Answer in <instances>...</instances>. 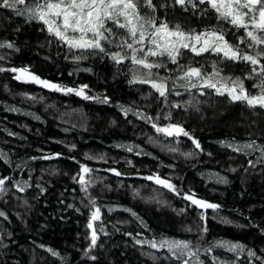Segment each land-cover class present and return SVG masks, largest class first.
<instances>
[{"label": "trees", "instance_id": "1", "mask_svg": "<svg viewBox=\"0 0 264 264\" xmlns=\"http://www.w3.org/2000/svg\"><path fill=\"white\" fill-rule=\"evenodd\" d=\"M153 2L157 16L172 24L197 30L217 24L214 13L202 17L185 13L179 6L159 7L169 0ZM42 27L0 9V41L14 42L19 49H0L5 56L0 66L28 68L66 87L87 85V95L108 102L85 100L22 83L11 72L0 73V152L7 153L6 159L0 158V178H7L3 186L7 191L0 193V212L4 213L0 216V264H177L165 259V251L136 243L160 236L191 241L201 249L217 241L245 246L239 258L220 247L201 251L199 259L204 264H213V257L261 264L250 259L247 251L264 258V162H258V151L234 152L222 142L254 139L264 145V110L230 103L227 96L214 94L196 95L189 106L192 97L183 89H179L183 95L168 99L184 107H166L147 85L129 83L126 65L87 54L75 62L73 54ZM234 31L230 29L226 36L233 43ZM215 59L207 54L195 58L207 71ZM220 67L224 75L243 77L248 71L243 62L225 61ZM160 73L167 74L164 69ZM254 82L245 80V87L255 92ZM123 108L132 111L125 113ZM169 111L171 121L164 120ZM135 113L160 115V120H154L160 126L179 122L201 148L196 149L187 137L157 134L151 122ZM44 156L52 158L41 159ZM81 164L92 171L81 173ZM78 174L92 181L87 193L77 182ZM153 174L170 181L180 195L145 179ZM25 182L23 192L14 186ZM187 193L220 207L200 209L182 198ZM88 198L101 209V220L94 226L104 228L98 233L97 247L89 253L97 257L95 261L84 255L90 244L87 223L93 210ZM48 248L60 257L51 256Z\"/></svg>", "mask_w": 264, "mask_h": 264}, {"label": "snow or ice", "instance_id": "2", "mask_svg": "<svg viewBox=\"0 0 264 264\" xmlns=\"http://www.w3.org/2000/svg\"><path fill=\"white\" fill-rule=\"evenodd\" d=\"M176 6L185 13L191 11L202 17H207L210 12L214 13L217 24L209 25L202 30L185 28L179 23L172 24L167 19L157 16L158 7L153 0H0V9L9 10L17 17H23L26 22L41 24L43 26L41 30L65 46L73 54L72 59L75 62L86 59L87 55H99L102 58L107 57L117 66L126 65L131 76L129 83L147 85L158 98H162L166 107H184L179 103H170L168 99L169 96L183 95L179 90L183 89L192 97L187 102L189 106H193L196 95L214 94L227 96L230 103L239 102L249 109L264 110V0H169V3L161 4L159 7ZM224 25L229 27L226 28ZM230 29H235L232 33L235 43L226 39ZM0 49L19 51L14 42L7 41H0ZM77 52L79 55L75 54ZM186 54H189L187 58ZM206 54L216 57L211 61V71L205 70L204 64L195 60L198 57H206ZM3 60L5 56L0 55V61ZM185 60L187 62H182ZM225 61L234 64L243 62L248 66V71L243 77L224 75L220 65ZM169 65L174 67L170 68ZM160 69H164L167 74L161 75ZM6 71L14 73L13 79L22 83H34L52 91L75 94L85 100L108 102L107 98L87 95L85 92L87 85L79 88L66 87L42 79L28 68L0 66V73ZM245 80L255 81L252 84L255 92L245 87ZM122 110L125 113L132 111L130 108ZM135 114L146 122H151V127L157 134H163L165 137H187L196 149L201 148L200 142L179 122L160 126L154 122L161 119L160 115L153 118L147 114ZM163 119L171 121V111L164 113ZM222 143L234 152L249 154L258 151L260 153L258 162H264V145L257 144L254 139H249L245 143ZM169 151L177 149L169 148ZM0 158L6 159L7 153L0 152ZM50 158L52 157H41ZM249 163L250 166H254L251 161ZM80 170L83 174L92 171L83 164L80 165ZM112 171L117 176L121 175L114 169ZM6 179L0 178V193L7 191L3 187ZM145 179L180 195L175 185L159 175L153 174ZM77 182L85 193L92 183L91 179L86 180L85 175L81 174H78ZM14 186L23 192L27 183L23 185L17 183ZM194 196V193H187L182 198L201 209L216 210L220 207ZM88 204L93 210L87 223V228L91 230L88 236L90 244L84 255L95 261L97 257L89 253L97 247L98 233H103L104 228L103 225L99 228L94 226V222L101 220L100 207L96 206L92 198H88ZM132 215L136 214L133 212ZM0 216H4V213L0 212ZM201 219H204L203 213ZM224 222L230 223L226 220ZM187 230L191 231L190 228ZM136 243L141 246L147 245L156 251H165L168 254L165 259L174 260L177 264H204L199 259L201 251L208 253L217 247L235 253L237 258L245 251V246L239 243L217 241L210 247L201 249L199 246L194 247L191 241L166 236L137 240ZM46 251L53 257H60L54 249L48 248ZM247 256L264 264V258L257 256L255 251L248 250ZM153 259L158 257L153 256ZM213 264H236V260L220 261L213 257Z\"/></svg>", "mask_w": 264, "mask_h": 264}, {"label": "rangeland", "instance_id": "3", "mask_svg": "<svg viewBox=\"0 0 264 264\" xmlns=\"http://www.w3.org/2000/svg\"><path fill=\"white\" fill-rule=\"evenodd\" d=\"M170 138H175V137H170Z\"/></svg>", "mask_w": 264, "mask_h": 264}, {"label": "water", "instance_id": "4", "mask_svg": "<svg viewBox=\"0 0 264 264\" xmlns=\"http://www.w3.org/2000/svg\"><path fill=\"white\" fill-rule=\"evenodd\" d=\"M201 209V208H200ZM206 210H208V209H206Z\"/></svg>", "mask_w": 264, "mask_h": 264}]
</instances>
